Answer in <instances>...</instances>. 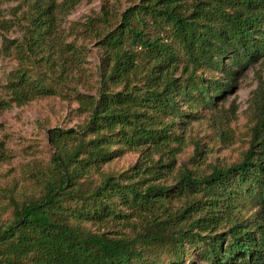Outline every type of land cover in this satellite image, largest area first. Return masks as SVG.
I'll use <instances>...</instances> for the list:
<instances>
[{
  "label": "trees",
  "instance_id": "obj_1",
  "mask_svg": "<svg viewBox=\"0 0 264 264\" xmlns=\"http://www.w3.org/2000/svg\"><path fill=\"white\" fill-rule=\"evenodd\" d=\"M78 1L24 0L20 40L4 34L11 21L0 19L2 50L13 49L19 63L5 84L9 100L70 89L63 61L55 73L39 48L57 9ZM110 18L104 5L84 30ZM147 19L166 27L179 51L144 32ZM97 42V92L77 93L85 117L76 128L47 129L53 152L45 168L36 167L37 193L9 197L0 264H264V79L257 71L248 146L236 161L205 164L196 143L191 165H179L167 183L163 170L174 158H152L176 150L172 127L194 118L195 103L216 107L243 71L264 60V0H140ZM44 57V71L23 66ZM133 149L140 156L125 171L103 169Z\"/></svg>",
  "mask_w": 264,
  "mask_h": 264
},
{
  "label": "rangeland",
  "instance_id": "obj_2",
  "mask_svg": "<svg viewBox=\"0 0 264 264\" xmlns=\"http://www.w3.org/2000/svg\"><path fill=\"white\" fill-rule=\"evenodd\" d=\"M139 2L140 0H79L69 9H57L55 26L46 35L45 43L40 45L39 50L43 55L50 54L54 61L51 69L55 73L60 72L58 64L63 61L70 89L58 87L55 94L38 95L28 102L9 100L10 94L5 89V84L9 73L18 68L19 63L13 49L9 53L2 50L0 30V101L9 104L8 107H0V140L4 153L0 160V225L12 214L9 197L18 199L30 196L39 189L36 167L45 168L53 152L48 142L47 129L55 126L76 128L84 121L85 115L76 111V95H95L100 85L99 67L103 51L97 42L98 35L118 25L121 13ZM104 5L111 12L112 18L108 23L95 20L92 28L85 31L88 21L96 19ZM25 6L24 0L0 1V19L11 21V26L4 32L10 39L20 40L23 35L22 25L25 20L22 18V11ZM143 30L150 36H158L160 41L172 43L174 49L179 51L166 27L155 25L147 19ZM73 48H79L82 54L78 56ZM44 60L45 57L43 61L39 60L40 63L24 62L23 66L35 74L46 68ZM256 71L264 79V60L243 71L237 83L216 99V107L195 103L196 108L192 110L194 118L184 117L183 122L172 127V134L179 137V143L171 142L169 147H175L176 150L167 152L168 148L160 154H152V158H174L173 168L170 165L168 170H163L167 183L174 182V173L179 165H191L189 158L196 143L203 150L200 158L205 164L215 161L231 163L241 156L248 146V128L251 124L248 110L251 92L258 85ZM178 73L179 71L175 72V75ZM205 75L211 79L221 77L220 73ZM117 89L120 87L117 86ZM186 107L181 105L182 109ZM139 154V150H124L119 157L104 164L103 169L125 171L137 161Z\"/></svg>",
  "mask_w": 264,
  "mask_h": 264
}]
</instances>
